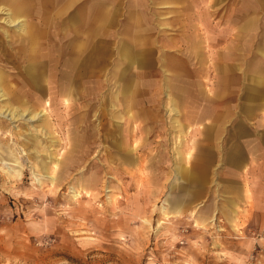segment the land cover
Returning <instances> with one entry per match:
<instances>
[{
    "label": "rangeland",
    "instance_id": "374dc122",
    "mask_svg": "<svg viewBox=\"0 0 264 264\" xmlns=\"http://www.w3.org/2000/svg\"><path fill=\"white\" fill-rule=\"evenodd\" d=\"M150 1L151 21L159 12L167 23L160 34L169 42L160 56L187 57L194 84L182 91L165 85L173 77L158 62L147 91L153 97L142 103L115 97L119 81L105 71L107 80L101 75L85 100L83 92L71 91L67 102L60 95L48 110L45 102L37 106L33 118L27 111L11 118L3 108L0 264H264V0ZM140 48L147 63L158 54L150 42ZM8 56L1 69L8 79L20 76L22 59L7 63ZM118 124L129 145L143 143L125 168L130 177L122 179L111 171L119 164L108 154L116 155L112 139L126 144L115 135ZM93 139L89 156L70 166L68 158L78 159ZM137 155L145 157L143 165ZM53 158L62 176L55 184L41 177L44 164L52 172ZM92 158L103 165L95 187L76 182L92 173ZM179 161L190 162L194 176L176 177ZM176 199L178 210L171 207Z\"/></svg>",
    "mask_w": 264,
    "mask_h": 264
},
{
    "label": "bare ground",
    "instance_id": "6f19581e",
    "mask_svg": "<svg viewBox=\"0 0 264 264\" xmlns=\"http://www.w3.org/2000/svg\"><path fill=\"white\" fill-rule=\"evenodd\" d=\"M169 1L171 0H163L161 3L167 4ZM150 3L158 2L151 0ZM119 8L123 9L120 13ZM148 8L146 0H0V14L5 13V16H0V20L7 25L0 24V97H2L0 113L4 108L8 110L11 118L17 117L18 119V117L22 118L27 111L30 113L29 118H33L40 112L36 110L37 106L45 102L44 109L48 110L57 99H60V95L63 96V101L67 102L66 94L74 90L83 92L80 95L86 99L90 96V90L95 85L99 87L101 84V75H105L104 81L107 80L106 73L102 74L105 71H108L110 76L116 75L119 81V89L115 92V97L121 93L124 101L142 103L153 97L147 91L156 82L154 74L157 73V68L154 69L153 63L158 62H160L159 66L161 65L165 71L169 70L168 75L173 77L166 78L165 85L182 91L188 85L194 84L186 66L187 57L172 58L165 54L164 57L160 56L164 52L162 47L168 45L169 42L164 41L160 34V29L167 23H163L157 16L159 12L155 15L157 24L153 23L148 14ZM63 15L64 18L61 21ZM118 20H124V22L118 24V29H116L114 23ZM156 27L159 30H156ZM147 42H150L158 52L150 63H147L145 59H140L138 55L142 51L140 47ZM194 51H191V54H194ZM4 55H9L8 58L18 55L22 59L24 67H21L20 76L7 78L8 75L1 69L6 66L3 62ZM7 63L14 64V60L10 58ZM149 72L150 75H148ZM175 98L174 96L169 98L174 110L177 102ZM129 104L126 103V107ZM127 117L126 122L129 123V118H132L133 114L129 113ZM43 120L45 122V119ZM117 126L119 128L115 129L117 131L115 135L126 144L115 145L112 139L110 143L111 147L116 148V155L111 150L108 154L116 159L117 165L119 164V167L111 166V171H115L117 177L122 179L130 177L129 171L125 168L134 164L136 159L134 155L141 149L143 143L140 146L135 143L132 146L129 145V137H126L124 128L119 124ZM173 126L175 127L174 123ZM80 135L77 134L74 139L76 147L81 141ZM108 137L105 135V138ZM94 146H96V139L86 141L84 150L81 151L82 154L76 157L78 159H75V155L71 152L73 156L68 158L70 166H74L75 163L81 164L79 160L83 162ZM175 151L177 157L181 158L178 147ZM137 156L139 158L141 155ZM190 157L189 152L187 158L190 159ZM144 161L145 157H140L141 165ZM57 163L53 158L52 166H50L51 173H47L46 164L41 163V165L44 164V167L40 165L44 173L41 177L46 176L54 184L58 182L62 176L58 174ZM89 163L90 168L93 169L92 173L83 177L82 180H75L95 187L102 182L99 172L103 165L98 164L93 158ZM18 172L19 169L16 173ZM194 173L190 162L188 166H182L179 161L174 166L176 177L180 178L183 175L192 177ZM36 179L37 182H41L40 177L36 176ZM72 192H74L72 196L79 194L76 190ZM85 197H91L88 191ZM171 207L178 210L179 200L173 201ZM167 208V202L160 206L162 212H166ZM79 209L83 211V208Z\"/></svg>",
    "mask_w": 264,
    "mask_h": 264
},
{
    "label": "crops",
    "instance_id": "0c3cea01",
    "mask_svg": "<svg viewBox=\"0 0 264 264\" xmlns=\"http://www.w3.org/2000/svg\"><path fill=\"white\" fill-rule=\"evenodd\" d=\"M212 3H215L217 1H214V0H210ZM244 5H242L241 7H243ZM239 7V6H238ZM241 17V15L239 16ZM236 20V18H234ZM250 21H247L246 24L249 25ZM259 79H261V82H263L262 78H260L259 76L255 79V81L258 83L259 82ZM264 96L262 93L260 94V97ZM261 103V101H259ZM234 159L236 161V163H240L241 162V158H240V155H239V152H234Z\"/></svg>",
    "mask_w": 264,
    "mask_h": 264
}]
</instances>
